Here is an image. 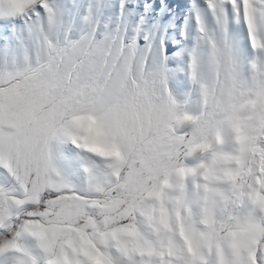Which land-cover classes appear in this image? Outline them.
I'll use <instances>...</instances> for the list:
<instances>
[{
  "label": "snow or ice",
  "instance_id": "6c2138e0",
  "mask_svg": "<svg viewBox=\"0 0 264 264\" xmlns=\"http://www.w3.org/2000/svg\"><path fill=\"white\" fill-rule=\"evenodd\" d=\"M0 264H264V0H0Z\"/></svg>",
  "mask_w": 264,
  "mask_h": 264
},
{
  "label": "rangeland",
  "instance_id": "374dc122",
  "mask_svg": "<svg viewBox=\"0 0 264 264\" xmlns=\"http://www.w3.org/2000/svg\"><path fill=\"white\" fill-rule=\"evenodd\" d=\"M181 99L183 100L184 98H183V97H181ZM193 109H194V105H193Z\"/></svg>",
  "mask_w": 264,
  "mask_h": 264
}]
</instances>
